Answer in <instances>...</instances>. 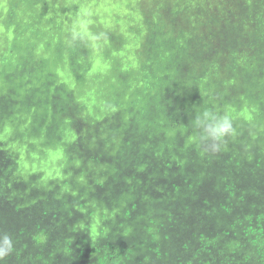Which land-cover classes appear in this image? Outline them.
<instances>
[{"label":"trees","instance_id":"1","mask_svg":"<svg viewBox=\"0 0 264 264\" xmlns=\"http://www.w3.org/2000/svg\"><path fill=\"white\" fill-rule=\"evenodd\" d=\"M79 9L91 12L87 30L96 39L70 45L69 30ZM0 24L14 28L12 34L0 29V44H5L0 46V132H12L9 145L0 140V208L15 209L0 217L12 221L16 234L23 232L21 239L29 245L32 232L48 230L37 245L46 244L55 229H63V236L80 234L72 230L67 233L65 228L72 226L69 223L53 224L63 213L59 208L38 214L29 228L39 205L32 201L22 206L15 196L25 192L28 185L22 186L18 174L15 148L22 150L23 145L14 141H43L40 146L27 142L25 152L44 156L52 151L67 159L76 153L100 157L104 151L99 143L108 142L107 150L115 145L122 158L120 194L131 192L135 201L145 197L154 200L157 187L168 182L166 177L172 175V169L162 164L145 170L136 166L141 160L177 154L152 136L160 123L167 122L170 114H178L182 123H191L202 109L213 111L211 99L219 92H234V98L226 97V101L240 107L244 99L238 94L245 91L236 81L225 83L223 72L249 71L248 77H257L261 85L258 92L264 94V0H0ZM240 26L256 32L260 46L253 43L248 48L246 39L236 37ZM198 44L201 56L193 64L190 48ZM39 46L45 54L38 52ZM244 47L248 49L246 55ZM99 64L112 66L117 88L114 99L90 110L78 102L77 86L85 87L90 71L103 69ZM193 66L200 82H190L198 92L191 103L183 98L181 84L195 76ZM131 75H140V84L135 85ZM68 77L77 86L69 85ZM102 84L115 86L110 76L99 79L95 89ZM96 93L91 101L98 99ZM26 123L29 129L22 128ZM182 123H175L168 131L170 143L177 144L174 139L181 133ZM242 136L246 138L244 131ZM226 149L227 142L220 151L223 157L227 156ZM222 156H213L215 166L223 164ZM149 170H153L149 175L159 177L140 182L141 175ZM129 181L133 186L129 187ZM263 182L255 188L264 191ZM151 203L123 204L118 216L121 231L117 225L108 224L110 235L100 231L92 237L85 251L79 252L84 251L82 264H120L117 259L127 264L133 253L142 250V238L148 241L172 231L171 214L184 210ZM79 205H86L80 195L74 200V211ZM29 210L30 215L24 216ZM188 212L186 237L181 241L186 257L178 264H264V202L255 204L248 220L231 211L212 235L201 227L203 217ZM129 244L133 249L127 248ZM47 252L46 257H54L50 250ZM113 255L116 260L111 259ZM166 263L172 262L166 258L162 264Z\"/></svg>","mask_w":264,"mask_h":264},{"label":"rangeland","instance_id":"2","mask_svg":"<svg viewBox=\"0 0 264 264\" xmlns=\"http://www.w3.org/2000/svg\"><path fill=\"white\" fill-rule=\"evenodd\" d=\"M0 29L11 34L14 31L13 26L8 27L1 24ZM0 46H5V44H0ZM37 50L45 54L41 46ZM190 55L193 64L200 58L199 50L195 46L190 48ZM66 61L67 59L63 62ZM99 66L103 69L95 67L91 70V79L87 77L85 87H78L77 82L71 77L66 78L69 85L77 86V100L80 105L90 110L95 109V105L99 106L102 102L114 99L112 96L117 88L116 74L112 66H105V64H99ZM193 68L195 72V66ZM108 76L113 77L115 86L110 88V84H102L101 87L95 89L98 80ZM130 79L135 85L140 84V75L138 77L131 75ZM190 82H199L196 73L188 80H183L181 84L183 98H187L192 103L198 92L191 88ZM95 91L99 97L91 101ZM244 91L245 93L238 94L241 99H244L240 107L226 101V97L234 98V92L215 93L211 99L213 111L229 113L233 118L234 126L238 127L236 135L226 140L227 156L223 157L220 151L205 152L196 140V133L191 123L180 122L178 114L170 115L167 122L156 127L152 136L161 143L163 140L165 147L169 150H176L177 154L138 161L136 168L140 170L153 165L159 167V164L172 169V175L166 177L168 182L157 187L154 200L145 197L140 201H135L131 192L122 191L120 194L122 158L120 150L115 145L107 150L108 142L99 143L104 151V153L101 152L100 157L94 156L93 158L89 154L81 157L76 153L67 159L52 151L44 156L36 153L30 156L25 152L27 142L40 146L44 144L43 141H14L15 145H23L22 150L18 147L15 150L19 158L20 171L18 174L22 186L28 185L25 192H18L15 196L20 199L22 206H27L32 201L39 205V209L29 220V228L41 214L52 208H59L63 210V213L57 216L53 224L57 226L58 222L69 223L72 226L65 228V231L69 233L72 230V233L80 235L77 237H73L72 234L63 236L64 233H61L63 229L59 231L55 229V235L50 237L46 244L37 245V242L46 238L48 230L41 233L32 232L28 238L29 245L25 239H21L23 232L16 234L12 221L0 217V233H10L15 239L14 252L0 261V264H82L84 248L92 237L98 236L100 231L110 235L112 232L110 226L117 225L119 232L121 231L118 216L121 206L125 203L152 202L151 206L168 207V209L181 208L185 212L181 219L176 221V229H172L165 235H156L148 241L142 238L140 240L143 242L142 250L132 254L131 264H162L166 258L172 262L166 264H178V260L183 262L186 251L181 241L184 240L182 236L186 235L185 221L187 220L185 217L190 216L188 211L196 217L204 218V224L201 227L206 234L211 233V235L219 229V224L222 225L233 210L248 220L255 204L264 202V191L255 188V185L264 181V143L258 140L259 135L264 133V94ZM97 93L95 96H98ZM175 123H182L183 127L181 133L174 139L177 144L170 143L168 132ZM22 128L29 129L30 125L26 123L22 125ZM243 131L246 138L242 136ZM11 133V130L6 129L0 132L1 142L9 145ZM43 149L46 148L43 147ZM85 149L87 151L90 147ZM218 153L223 158V164L220 167L213 163V156ZM152 171H145L144 177L141 175L140 182L144 178L159 177L149 175ZM128 185L133 186V183L129 181ZM78 195H80V200H85L86 205H79L74 211L72 206ZM8 210L14 211L15 209L0 208V214L11 212ZM27 215H30V210L24 216ZM108 224L109 228L106 227ZM188 234L191 237V231H188ZM127 248L133 249L132 244H129ZM47 250H50L54 257H46ZM82 250L84 251L79 253ZM113 256L110 258L116 260V256ZM117 262L122 264L120 259H117Z\"/></svg>","mask_w":264,"mask_h":264},{"label":"clouds","instance_id":"3","mask_svg":"<svg viewBox=\"0 0 264 264\" xmlns=\"http://www.w3.org/2000/svg\"><path fill=\"white\" fill-rule=\"evenodd\" d=\"M90 15L91 12H87V11H83L82 9H79L76 17L72 20L71 27L69 30L68 43L70 45L86 39L93 41L96 39V37L94 35H91L87 30V25L89 23L87 17H89ZM235 33H236V37L247 40L248 48L253 43H255L256 46H260L258 42V34H256V32L248 31L245 27L240 26L236 28ZM247 33H251L252 35L248 36ZM195 47L199 50V54L201 56V50L199 48V44L195 45ZM243 49L246 55L248 49L245 47ZM13 58L19 59L17 56H14ZM241 71L242 70H236L230 72L229 74H226V72L222 71L224 73V77L226 80L225 83L226 82L232 83L233 81H236L240 86L243 87L244 90L247 88H253L252 91H249V93H252L254 91L258 92L257 87L261 88V85H259V83L257 82V77L249 78L248 77L249 71H247L246 73H242ZM195 73L199 77L197 71H195ZM232 78H234V80L231 81L230 79ZM262 79H264V77ZM154 109H156L155 105H154ZM161 124L162 123H160V125ZM191 126L196 133V140L199 146L205 152H209V153H217L221 151V149L226 143L227 138L234 137L236 135V129L234 127L233 118L229 113L227 112L217 113L207 108L202 109L199 113L195 115L194 119L191 121ZM263 134L259 135L258 137V140L261 142H263L262 141ZM183 213L185 212L184 211L180 212V210H177V214L175 212L171 214L170 218L173 220L170 221L172 229H176L175 223L177 220L181 219ZM204 235L206 236V234ZM182 237L185 241L186 235ZM14 250H15V239L12 236V234L6 232L0 233V261L10 256L14 252ZM127 264H131V262L128 261Z\"/></svg>","mask_w":264,"mask_h":264}]
</instances>
